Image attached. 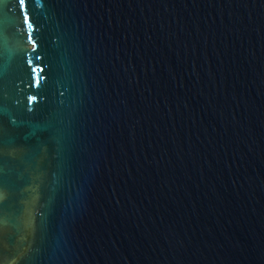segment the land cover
Returning <instances> with one entry per match:
<instances>
[{
    "label": "water",
    "instance_id": "obj_1",
    "mask_svg": "<svg viewBox=\"0 0 264 264\" xmlns=\"http://www.w3.org/2000/svg\"><path fill=\"white\" fill-rule=\"evenodd\" d=\"M0 264H264V0H0Z\"/></svg>",
    "mask_w": 264,
    "mask_h": 264
}]
</instances>
